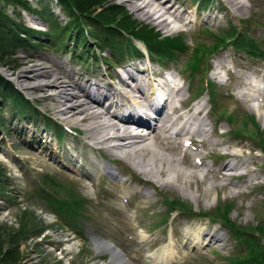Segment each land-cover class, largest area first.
<instances>
[{"label": "rangeland", "instance_id": "obj_1", "mask_svg": "<svg viewBox=\"0 0 264 264\" xmlns=\"http://www.w3.org/2000/svg\"><path fill=\"white\" fill-rule=\"evenodd\" d=\"M25 1L26 7L9 6L5 14L13 19L11 23L20 26V33L29 29L41 35H22L23 39L30 38L28 45L7 49L11 55L0 63V75L26 102L15 101L9 90L4 104L0 101V113L5 120L0 128V168L5 175V186L0 191V227L6 228L0 231L3 251L10 249L13 257L19 258L17 264L109 263L111 255L99 254L90 242L91 237H97L113 243L131 264H152L148 256L169 247L176 252L175 264H251L255 255H262L256 261L264 264V237L255 231L258 228L264 233V151L256 142L264 140L260 115L264 114V102L255 108L248 107L246 102L237 100L235 92L244 86V78L252 77L255 68L259 84L264 87V60H253L242 51L227 48L207 61V70L210 68L211 72L218 57L228 55L231 59L228 79L218 77L220 85L214 83L218 108L227 115L233 113L231 124L218 122V116L210 111L207 94L193 100L191 94L198 92L201 84L199 77L192 80L188 70L180 71L193 48L210 47L214 37L232 28L255 41L256 53L264 51V0H235L234 5L230 0H160L164 7L172 6L170 13L174 15L170 19L167 16L170 27L166 29L156 21L142 19L126 0H105L106 8H120L132 21L160 33L162 38L179 36L186 40L190 48L186 54L165 67L164 63L151 62L150 68L145 58H132L133 48L143 46L127 35L107 31L91 20H84V29L78 34L76 28H70L69 13L59 0ZM101 42L106 46L102 51ZM34 70L49 71L53 79L78 84L98 98L97 92H91L88 80L108 88L110 94H127L128 87L138 83L139 75H144L141 79L146 84L150 81L146 76L174 74L183 88L181 98L186 101L181 108L192 112L199 99L205 100L208 116L205 114V124L199 128L207 129L206 136L171 137L170 132L178 131L176 121L174 126L168 124L165 134L156 129L162 138L167 137V145L161 139L149 138L154 143L147 141L152 146L147 152L141 144L127 149L130 155L124 151L110 152L106 145H97L87 134L89 122L70 123L59 113L65 101L52 97L57 88L36 87L45 78L21 81L20 76L32 75ZM124 72L135 81L126 79ZM210 72L207 77L216 81ZM155 83L151 79V84ZM69 89L81 95L77 88ZM100 100L113 104L114 98ZM71 101L75 103L76 99ZM103 109L97 107L96 111L104 112ZM108 118V124L115 123ZM205 137L209 138L207 143ZM188 138L191 144L183 145ZM227 153L243 157L239 163L229 162L227 166L237 163L231 171L223 159L214 158H225ZM139 160L145 167L133 163ZM104 167L117 177H105ZM183 173L185 180L181 179ZM67 193L84 201L75 220L47 200H66ZM165 200L189 206V214L180 216L173 212ZM224 210L231 223L248 232L240 233L243 239L233 238L227 227L215 219L214 213L222 215ZM25 213L29 217H24ZM201 213L212 219L200 216ZM197 234L200 242H196ZM209 234L219 237V241L215 243L207 237ZM140 235H145L146 240ZM60 236H65L67 242ZM69 245L75 247L71 250Z\"/></svg>", "mask_w": 264, "mask_h": 264}, {"label": "bare ground", "instance_id": "obj_2", "mask_svg": "<svg viewBox=\"0 0 264 264\" xmlns=\"http://www.w3.org/2000/svg\"><path fill=\"white\" fill-rule=\"evenodd\" d=\"M141 1H143L144 3L141 5L138 4V2H141ZM159 1L160 0H126V2L130 4L132 11L135 12L142 19L156 21L159 26H162L163 28L166 29L167 27H170V23L168 22V20L174 16V15H172V13H170V9L172 8V6L167 7V5H166V7H164L165 3H161V2L159 3ZM230 1L233 5L235 4V0H230ZM238 9H239V7H238ZM167 16L169 17V19ZM255 70H258V69L255 68ZM133 73H134V71H133ZM28 74L29 73H24L23 76H20L21 81L27 82L28 80H37L38 77L45 78L46 80H44V82L40 81L38 83V85H36V87L47 88V89L51 88V87L57 88L56 89V90H58L57 93L53 94L52 97H54V98L56 97V98L61 99V100L63 99L65 101V104H63L64 108L61 111H59V113L62 116H64L65 119L68 120L70 123L71 122L72 123L89 122L90 124L88 125V128L86 130L87 134L90 135V138L92 140H94L97 143V145H100V144L106 145L108 147L107 149L110 152L124 151L127 153V152H129V151H126L127 149L129 150L130 148L138 146L140 144H141L140 147L147 152L148 150H150L152 148V146H149L147 144V141L149 142L151 138L158 139V140L161 139V142L164 141L165 145H167V142H166L168 140L167 137L162 138L163 136L158 131H156V129L161 131L162 134H165L166 132H168L167 131V128H169L168 126L170 124L173 125L177 121L176 123L178 126V131H176V133L174 134L175 135L174 137H176V136L185 137L186 135L190 134V133L188 134L189 131L187 130L186 125L191 123V122L196 123L200 120V118H196L193 114H191V109H187L186 111L179 113V110H175L172 108L173 105L171 103H168V105L171 106L170 109L172 112L171 113L166 112L164 114L163 113L161 114L160 112L163 111L162 109H164V107L166 105L165 104L163 106V103H161L162 99L164 98L163 95H165L166 92L163 91L164 88H161L160 83L151 84V79H150V81H146L147 82L146 84L142 83L141 81H145L144 78L141 79V77H144V75L138 76V82H140V84L138 83L139 85L136 86L135 91H133V92H134V94H138V93L141 94L142 93V95H145V100H147L146 105H140V103L138 102L139 96L138 95H136L137 97L135 95L133 96L130 91H128L127 94L122 92V91H119L117 94H115V96L112 97L111 94L106 92V90L103 89V87L98 82H96L95 80H94V82H91V80H88V82L91 84L90 87L92 88L91 91H93V94H95L97 92L99 98H97V97L95 98L90 93V91L88 89L87 90L89 92H86L85 88L83 89V87H81L78 84L69 85V84H66L65 81L59 82L56 78L53 79V76L51 75V73L49 71L34 70L32 72V75H30V74L28 75ZM129 74H131V73H129ZM49 78H51V79H49ZM244 80L248 82L247 78H244ZM253 82H254V84L256 83V81H253ZM71 86L77 88L81 95L76 94L74 91H72V89H69V88H71ZM141 89L143 92L140 91ZM181 91H182V89L178 85V88H177L175 93L178 95V93H180ZM252 92L255 93L256 90H253ZM258 92H260V91H258ZM107 96L114 98V102L116 103L115 105L112 104V107H111V105H109V107H108V108H110V107L112 108V111H111L112 113H109L108 109H106V108H105V110H106L105 113H103L102 111H100V112L96 111L97 107H101L102 109L104 108L103 103H100L98 99L103 98L105 100ZM79 98H84V99L86 98L87 101L79 99ZM72 99H76L75 103H73V101H71ZM100 101L103 102V100H100ZM262 102H264L263 98H262ZM145 106H147V107H145ZM115 112H118V113H115ZM196 112L201 113V111H198V110ZM138 113H140L141 115L140 114L138 115ZM148 113L151 115L144 119L143 115L145 116ZM175 114H176V116H175ZM194 114H196V113H194ZM104 115L107 117H109V115H110L111 118L112 117L120 118L121 120H123L122 121L123 123L128 122L127 124L139 125V127H141L142 129L147 130V132L144 131V133H143V134L146 133V135H135V134H132L130 132H127L126 130L121 131V130H119V128H115V126L113 124H108L107 120L105 119L107 117L104 118ZM152 115H154V117H156V119L152 120L153 119V118H151ZM260 115H261L262 120L264 121V114L260 113ZM174 116L176 119H174ZM157 120L159 122V125H157V126L154 125L152 127L149 125L151 123V121L157 122ZM196 134H200V129H196ZM171 137H173V136L171 135ZM189 140H190L189 138L185 139L183 141V143L185 141H189ZM151 141L153 142V140H151ZM151 141H150V143H151ZM170 142H172L171 139H170ZM142 143H146V144H143V146H142ZM127 144H129V145H127ZM158 146H160V145H158ZM148 147H151V148L149 149ZM154 147H155V145H154ZM137 149H138V147H137ZM130 153L131 152H129V155H130ZM144 154H146V153H144ZM142 155L143 154L141 153V156ZM132 156H133V153H132ZM226 157L232 158V159L238 161L237 163H239L243 160L242 156L237 155V154H233V153H227ZM161 160H163L162 157H161ZM151 161H153V160H151ZM157 161H159V160H157ZM140 162L141 161L139 160L138 162L134 161L133 163L137 167H145L144 164L140 165ZM148 163H150V162H148ZM198 163H201V162L198 161ZM237 163L233 166H236ZM157 164H160V163H157ZM159 167H160V165H159ZM239 169H240V167H239ZM103 170H108V169H103ZM226 170H227V168H226ZM147 171H149V170H147ZM230 171H231V169H230ZM150 173L151 172H149V174ZM161 173H163V171H161ZM158 175H159V173H158ZM181 175H182L181 179L185 180V177H186L185 173H183ZM217 176H218V174H217ZM177 178H178V175H177ZM196 236L198 239L200 238V236L198 234ZM210 236L212 238H217L215 235H213V236L210 235ZM140 237L143 240L145 239V237L142 235H140ZM61 238H63V241L67 242V239L65 238V236H63ZM218 238L216 239V242L219 241ZM73 246L69 245L71 250L75 247V246L74 247ZM94 249L99 254L106 252V253L111 255V260L109 263L101 262V263H96V264H130L128 262V260H125L123 258L122 254H120L115 248L113 249L109 244H106L104 242H100V244L94 243ZM174 252L175 251L171 247H169L168 249L164 248L163 250L161 249V251H159L158 253H152L151 255L148 256L147 259H149L152 262V264H170V261L172 260V258L174 256Z\"/></svg>", "mask_w": 264, "mask_h": 264}, {"label": "trees", "instance_id": "obj_3", "mask_svg": "<svg viewBox=\"0 0 264 264\" xmlns=\"http://www.w3.org/2000/svg\"><path fill=\"white\" fill-rule=\"evenodd\" d=\"M63 6L66 8V11L69 13L70 17V28L75 29L80 33L82 30L83 24H86L84 20H91L96 22L97 24L104 26L107 31H117L121 34L127 35L132 40L141 41L151 58L156 59L158 61H174L179 59L182 54H186L190 49L186 43V40L179 37H164L160 36V33L155 32L152 29L145 28L144 26L132 21L128 15L121 11L120 8L113 7L108 9L105 7V0H59ZM203 2V0H201ZM25 0H0V63L2 58L7 57V49H17L20 47H26L28 45V40L30 38L23 39L22 35L25 33L28 35H41V33L34 32L29 29H24V33H20L19 27L15 23H11L13 20L10 16L5 14L7 8L9 6L13 7H26ZM100 11L98 12V10ZM98 12V13H96ZM96 13V14H95ZM84 29V27H83ZM53 30H49V34L52 33ZM66 32L65 34H67ZM44 35V34H43ZM27 40V41H26ZM102 41V40H101ZM130 44L132 43L129 40ZM255 41L247 37L244 33H239L236 28H232L229 32H223L221 35L214 37V43L211 44L210 47H202L198 46L197 48H193L192 55H190L189 59L185 62L184 71L188 70V77L190 79H194L195 77H199L200 85H198V93L203 92L208 89L211 95V101L214 105L215 113L219 116V118L225 119L228 123H232L234 117L233 113L227 115L225 112L221 111L218 108L219 104L216 97V92L214 91L213 85L207 81L204 77V73L208 67L206 66L207 61L211 57L212 54L219 51L221 48L226 47L227 45H232L234 49L239 50L247 54L248 56L255 59H263L264 60V51L258 52V47H256ZM102 50L106 47L102 42L100 43ZM131 56L137 57L140 56V51L137 47L133 48L131 51ZM123 59L122 57L119 59ZM0 101L4 104L5 99L7 100V90L10 91V95L14 96L15 101H21L23 104L26 103L25 99L22 95H19L18 92L12 87L11 83L5 80L2 75H0ZM230 123V124H231ZM5 120L3 119V115L0 113V128L4 126ZM258 145L264 151V140H256ZM263 146V147H262ZM2 168H0V191L5 186L2 178L5 177L3 174ZM68 198L63 201L57 202L53 198L47 199L51 204H56L60 213L67 214V218H71V220H75L76 217L80 214L81 203L84 202L79 198L73 197L74 194L67 193ZM73 197V199H72ZM61 202V203H60ZM166 205L170 210H181V212H185L189 214L190 207L187 205H183L179 201L177 203L172 200H165ZM67 207H71L72 209H68ZM219 212V211H217ZM79 213V214H78ZM25 213L24 217H29ZM202 217H207L212 219L211 216L207 214H199ZM215 219H218L220 223H222L225 227H227L230 235L237 239H243L241 232L248 233L246 230L240 227H236L231 221H229L227 216V211L224 210L222 215L215 214ZM214 219V220H215ZM0 231H6V228L3 226L0 227ZM259 237H264V233L260 230H255ZM264 239V238H263ZM3 241L0 242V264H17V260L19 258L13 257L12 251L8 249L7 251H3ZM262 256V255H259ZM255 255L253 262L251 264H257L256 259L259 257ZM263 258V257H259ZM260 260V259H259ZM261 264V263H258Z\"/></svg>", "mask_w": 264, "mask_h": 264}, {"label": "water", "instance_id": "obj_4", "mask_svg": "<svg viewBox=\"0 0 264 264\" xmlns=\"http://www.w3.org/2000/svg\"><path fill=\"white\" fill-rule=\"evenodd\" d=\"M92 241H93V243H98V244H100V242H104L103 240L98 239V238H93ZM111 247L114 249V247L112 245H111Z\"/></svg>", "mask_w": 264, "mask_h": 264}]
</instances>
